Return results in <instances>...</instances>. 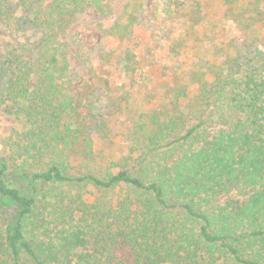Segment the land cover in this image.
<instances>
[{
  "label": "trees",
  "instance_id": "trees-1",
  "mask_svg": "<svg viewBox=\"0 0 264 264\" xmlns=\"http://www.w3.org/2000/svg\"><path fill=\"white\" fill-rule=\"evenodd\" d=\"M22 1L0 21L42 34L0 60V112L24 123L0 154V264H264V0H224L254 38L245 54L212 61L193 94L167 87L105 166L88 137L104 113L79 105L73 85L74 33L97 14L105 34L132 37L133 18L104 0ZM163 4L152 14L173 19Z\"/></svg>",
  "mask_w": 264,
  "mask_h": 264
},
{
  "label": "rangeland",
  "instance_id": "rangeland-1",
  "mask_svg": "<svg viewBox=\"0 0 264 264\" xmlns=\"http://www.w3.org/2000/svg\"><path fill=\"white\" fill-rule=\"evenodd\" d=\"M104 1L112 2L122 22L130 17L135 24L132 37L107 35L97 25L100 16L94 14L92 20L84 19L75 29L77 44H81L74 47L72 56L78 104L91 106V112L98 109L104 113L102 121L92 117L88 122V137L93 141L95 156L100 157L98 166L120 161L132 148L138 115L155 104L166 103L167 87L177 85L188 94L195 93L198 72L225 56L245 54L247 48L239 45L247 39L254 40L245 38L232 24L224 0H170L178 14L165 21L164 16L153 15L151 7L157 5V10L165 11L166 0H160V5L159 0ZM247 2L236 0L237 9L250 8ZM0 7L20 14L25 5L22 0H0ZM260 33L255 31L251 36ZM41 34L38 29H21L0 21V60L17 43L36 41ZM235 43L238 46H233ZM125 56L132 57L136 66L130 74L125 73L121 61ZM23 128L21 119L0 112L1 156H8L10 140ZM82 146L77 148L78 153ZM81 158L76 156L77 160Z\"/></svg>",
  "mask_w": 264,
  "mask_h": 264
}]
</instances>
